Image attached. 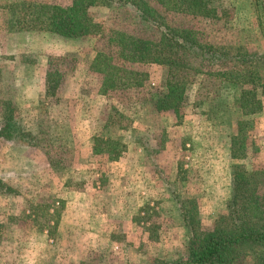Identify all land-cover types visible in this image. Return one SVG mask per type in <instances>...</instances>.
<instances>
[{"label":"rangeland","instance_id":"374dc122","mask_svg":"<svg viewBox=\"0 0 264 264\" xmlns=\"http://www.w3.org/2000/svg\"><path fill=\"white\" fill-rule=\"evenodd\" d=\"M146 1L167 25L191 29L204 43L264 55V0H210L216 18L165 11ZM22 2L71 4L0 0V123L10 99L17 121L38 146L11 147L0 139V176L14 189L0 193V264H162L184 257L188 231L180 215L193 217L194 227L206 233L225 211L221 185L232 163L225 161V137L237 131L241 117L235 90L200 76L201 89L194 84L177 112L158 111L153 103L166 89V68L125 61L111 43L112 31L151 40L161 35L129 0L91 6L100 30L79 38L9 30L12 12L26 10ZM98 52L111 57L106 87L91 69ZM50 72L59 86L54 96H45ZM262 123L255 118L251 126ZM94 135L126 145L117 163L92 152ZM249 142L246 159L237 161L261 169L254 161L263 159V151ZM140 165L157 180L138 182ZM259 190L264 193V186ZM255 253L261 250L245 246L237 264H255Z\"/></svg>","mask_w":264,"mask_h":264},{"label":"trees","instance_id":"16d2710c","mask_svg":"<svg viewBox=\"0 0 264 264\" xmlns=\"http://www.w3.org/2000/svg\"><path fill=\"white\" fill-rule=\"evenodd\" d=\"M155 1L165 11L206 18L217 17V10L210 0ZM112 2L113 0H71V4L67 6L22 2V7L26 10H21V15L12 12L14 23L8 28L16 31L41 30L66 38H79L100 30V26L90 16L89 8ZM129 3L143 20L157 24L161 28V35L158 40H151L123 31H112L111 43L116 45L119 58L125 61L158 64L166 68V89L153 103L156 110L177 112L186 99L187 91L194 84H199L197 91L201 89L200 76H213L219 85L222 84V89L223 86L229 87L236 92L234 104L241 117L237 120L236 134L232 136L231 156L233 159L245 158L247 132L252 128L253 119L243 120L242 117H252L262 111L264 55L239 53L227 45L204 43L191 29L167 25L158 10L146 0H129ZM110 61L108 54L98 52L91 65L92 70L102 75V87H106L112 75ZM231 63L234 67L224 68ZM219 66L223 68L216 69ZM45 86L44 95L54 96L59 79L50 72ZM258 88L261 93L257 92ZM0 124V135L6 141L31 143L32 135L17 121L10 99L3 103ZM91 148L94 154H108L111 159L117 160L122 156L126 145L118 140L94 135L91 138ZM231 175L232 189L226 213L219 215L213 228L206 233H201L194 227L193 217L182 213L188 231L187 253L182 258L162 264H237L238 254L245 246L261 250V253H255L254 262L264 264V193L259 190L264 186V172L234 164ZM13 191V187L0 178V193ZM193 210L196 212L195 207Z\"/></svg>","mask_w":264,"mask_h":264},{"label":"crops","instance_id":"0c3cea01","mask_svg":"<svg viewBox=\"0 0 264 264\" xmlns=\"http://www.w3.org/2000/svg\"><path fill=\"white\" fill-rule=\"evenodd\" d=\"M262 104H263V108H262V111L260 113H258L257 115L255 116H252V117H244L246 120H250V119H255V118H259L261 117L263 119V123L261 125V127L259 128H256V127H253L250 128V130L247 132V140L249 142V144H253L254 143V146L256 145L259 149H260V152L259 154H261L262 152V158L263 159H256L254 162L259 163L260 164V167L261 169H258V168H252V167H247L246 165L243 164V166L247 169H253V170H262V172H264V101H262ZM238 120V119H237ZM237 120H236V126H237ZM253 122V121H252ZM236 134V131H234L231 135L225 137V145L227 147V151L225 153V161L227 162H232L231 163V170L229 169V166L228 168L226 167V170H224V179H225V183L222 184L221 186L224 188V195H223V210L225 209L224 213H226V204L228 202V200L230 199V196H231V189H232V166L234 164H241V163H238L237 160H245L246 159V155H245V158H242V159H233L232 156H231V148H232V136H234ZM257 137L258 140H256L255 142V139L252 138L253 135ZM256 134V135H255ZM0 139L7 145V146H11L12 145H16L17 147L19 146V148H25V147H31V148H38V146L35 145V143L31 142V143H26V142H8L6 141L4 138L1 137L0 135ZM91 139V138H90ZM252 139V140H251ZM254 141V142H253ZM92 150V149H91ZM120 158H118L117 160H114V162H118ZM245 162V161H243ZM148 168L151 169V166H148ZM145 170H146V166H143V165H140L138 166V182H152V181H155L157 180V176H154L153 175V172H151L150 170V174L148 175V177L146 176V173H145ZM143 173V175H142ZM146 176V178H145ZM0 178H2L4 180V182H6L8 185H10L11 187H13L11 184L8 183V181H6L2 176H0ZM192 179V178H190ZM152 180V181H151ZM173 190H170L169 193L170 195L172 196V198L176 199L173 195V193L175 192H172ZM177 201V200H175ZM62 204H64V202H62ZM65 205H66V202H65ZM221 209V208H220ZM223 213V214H224ZM181 214V213H180ZM222 214V213H221ZM181 216V219L183 221V224H184V220H183V216L182 214L180 215ZM184 227L186 228L185 224H184ZM187 230V228H186ZM47 230H44V232H46ZM167 260V259H165ZM171 260V259H170Z\"/></svg>","mask_w":264,"mask_h":264}]
</instances>
